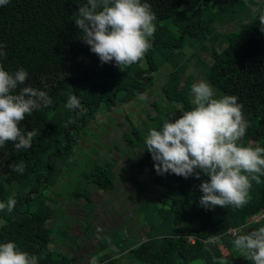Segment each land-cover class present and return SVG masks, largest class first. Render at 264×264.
<instances>
[{
  "label": "trees",
  "instance_id": "16d2710c",
  "mask_svg": "<svg viewBox=\"0 0 264 264\" xmlns=\"http://www.w3.org/2000/svg\"><path fill=\"white\" fill-rule=\"evenodd\" d=\"M83 2L86 0H10L7 6L0 7V43L6 51L0 66L10 73L24 68L29 73L25 86L46 91L53 101L51 106L26 115L19 124L25 131L36 132L30 148L17 151L12 142L0 148V202L6 203L9 198L16 201L11 213L7 209L0 211V243L15 242L20 251L35 255L38 264H76L71 257L53 253L47 247L52 233L47 221L53 211L44 203L42 191L56 169L54 158L72 151L77 143L76 133L89 123L101 104L110 108L147 91L153 85L152 74L170 63L173 67L160 85L161 97L170 107L153 104L155 112L148 113L149 121L143 130L130 121L129 131L123 132L133 148H141L140 155L129 162L130 169L138 173L147 170L150 181L163 189L167 199L158 210L159 222L145 219L149 226L145 240L128 246L119 242L122 245L118 247L133 264H189L196 260L202 264H219L220 260H227V264H250L234 249L233 241L264 226V176L260 184L252 182L248 204L243 208L205 209L199 203V185L208 177L201 174L199 179H185L175 174H157L145 145V137L152 128L161 130L165 121L174 122L182 111L194 107L193 78H182V49L197 45L196 41L204 47L207 40L212 61L205 65L201 60L206 81L220 97L236 95L249 122L239 143L264 147V32L252 21L232 31H217L218 27L249 15L245 0H142L150 3L156 14L157 30L143 59L124 71L114 61L101 64L98 55L80 38L81 30L75 26L74 16ZM210 4L216 8L212 13ZM217 40L224 44L222 49L213 45ZM69 95L80 100L78 109L65 107ZM172 109L177 111L175 117L170 114ZM10 163H23V173L11 171ZM86 180L101 190H111L115 187L112 165L95 163ZM74 194L92 201L90 190ZM142 199L153 202L148 196ZM23 202H38L39 206L33 212L23 211ZM177 220H184L191 228L186 230ZM232 228H237L236 235L228 232ZM210 237L215 242L205 244ZM106 246L107 242H103L99 252ZM114 261L105 252L83 264Z\"/></svg>",
  "mask_w": 264,
  "mask_h": 264
},
{
  "label": "clouds",
  "instance_id": "9594fccd",
  "mask_svg": "<svg viewBox=\"0 0 264 264\" xmlns=\"http://www.w3.org/2000/svg\"><path fill=\"white\" fill-rule=\"evenodd\" d=\"M9 3L10 0H0V7ZM257 17L264 32V12ZM155 19L151 4L142 0H86L74 16L80 38L98 55L101 64L114 61L121 71L142 60L150 50L157 30ZM4 49L0 43V59L6 57ZM28 76L22 67L10 73L0 66V148L8 142L17 151L30 148L36 132L25 131L20 122L34 110L53 103L46 91L25 86ZM191 93L194 107L182 111L174 122L165 121L161 130L152 128L145 137L146 150L152 155L157 174H175L185 179L207 176L199 185V203L205 209H241L248 204L252 182H262L264 147L239 143L249 122L236 95L214 98L213 87L203 80L192 84ZM140 99L146 97L141 95ZM80 104L76 95H69L65 107L75 110ZM24 168L23 163L9 164L13 172L22 174ZM15 204L13 198L0 202V211L7 209L11 213ZM214 242L210 237L205 244ZM233 246L252 264H264V226L237 236ZM0 264H38V258L8 241L0 243ZM219 264H227V260Z\"/></svg>",
  "mask_w": 264,
  "mask_h": 264
},
{
  "label": "rangeland",
  "instance_id": "374dc122",
  "mask_svg": "<svg viewBox=\"0 0 264 264\" xmlns=\"http://www.w3.org/2000/svg\"><path fill=\"white\" fill-rule=\"evenodd\" d=\"M245 2L249 15L218 27V32L232 31L251 21L260 27L257 16L263 12L264 0ZM215 9L213 4L209 5V13ZM196 42L197 45L184 46L181 55V61L185 63L182 78L192 76L194 83L206 81L204 64L212 61L210 42L205 40L204 47ZM213 45L217 49L224 46L218 40ZM172 67L170 63L163 64L152 74L153 85L131 100L118 101L110 108L101 104L89 123L76 133L77 143L72 151L66 156L54 158L56 169L42 191L44 203L53 211L47 221L52 229L47 247L53 253H62L74 259L76 264H83L108 252L115 258L114 264H133L126 253H121L118 244L124 242L128 246L132 242L145 240L149 231L145 219L154 223L160 221L158 210L165 206L167 196L163 189L150 181L147 170L138 173L130 169L129 162L140 155L141 148H133L123 137V132L129 131L130 121L143 130L145 122L149 121L148 113L155 112L153 104L170 107L167 100L161 97L160 85ZM214 93V98H220L215 89ZM141 95L146 99L141 100ZM170 111L171 116L177 115L175 109ZM104 162L112 165L115 174V187L108 191L92 186L86 180L92 166ZM83 189L91 191L92 201L84 196H75L74 192ZM11 192L14 194L16 190L11 188ZM143 196H148L153 202H143ZM38 206V202H23L20 210L33 212ZM177 221L186 230L191 228L185 225L184 220ZM103 242H107V246L99 252ZM189 264H202V261Z\"/></svg>",
  "mask_w": 264,
  "mask_h": 264
},
{
  "label": "built area",
  "instance_id": "2783aa9c",
  "mask_svg": "<svg viewBox=\"0 0 264 264\" xmlns=\"http://www.w3.org/2000/svg\"><path fill=\"white\" fill-rule=\"evenodd\" d=\"M254 217H255V216H254ZM228 232L231 233L232 235H236V233H237V228L229 229Z\"/></svg>",
  "mask_w": 264,
  "mask_h": 264
}]
</instances>
